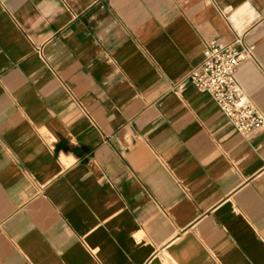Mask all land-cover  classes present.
Instances as JSON below:
<instances>
[{"label": "crops", "instance_id": "1", "mask_svg": "<svg viewBox=\"0 0 264 264\" xmlns=\"http://www.w3.org/2000/svg\"><path fill=\"white\" fill-rule=\"evenodd\" d=\"M254 48L264 0H0V264H264V129L186 84Z\"/></svg>", "mask_w": 264, "mask_h": 264}, {"label": "built area", "instance_id": "2", "mask_svg": "<svg viewBox=\"0 0 264 264\" xmlns=\"http://www.w3.org/2000/svg\"><path fill=\"white\" fill-rule=\"evenodd\" d=\"M254 48L237 37L222 45L216 39L203 46V60L188 72L172 90L179 92L186 84L211 97L226 123L239 135L247 136L264 129V114L247 99L240 88L238 67L251 60Z\"/></svg>", "mask_w": 264, "mask_h": 264}]
</instances>
